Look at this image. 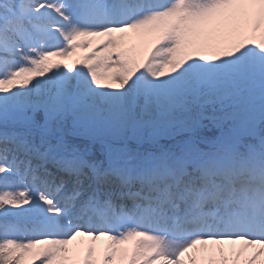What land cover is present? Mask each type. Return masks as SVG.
<instances>
[{
    "label": "snow or ice",
    "instance_id": "obj_1",
    "mask_svg": "<svg viewBox=\"0 0 264 264\" xmlns=\"http://www.w3.org/2000/svg\"><path fill=\"white\" fill-rule=\"evenodd\" d=\"M255 85L264 0H0V264H264V137L196 139Z\"/></svg>",
    "mask_w": 264,
    "mask_h": 264
},
{
    "label": "rangeland",
    "instance_id": "obj_2",
    "mask_svg": "<svg viewBox=\"0 0 264 264\" xmlns=\"http://www.w3.org/2000/svg\"><path fill=\"white\" fill-rule=\"evenodd\" d=\"M69 2H71V0H69ZM47 46L50 48H53L55 50H59L62 48L60 46L58 47L57 45H55L53 39L48 41ZM252 87L253 86H249V89L250 90L253 89L252 91L254 93V96L252 99L253 104H252V107L250 109V112L255 115L258 112L262 111V109H264V104H262V102H261L260 91H259L258 85H256L254 88H252ZM225 99H227V97H225ZM241 101H243V99ZM233 103L234 102H231V104H229V105L232 106ZM237 108H238V106H237ZM232 112H234V111H232ZM8 128H15V126L11 123V119L9 120V122L7 123V125L3 129H8ZM120 135L125 137L127 135V133L120 134ZM30 229H31L30 226L20 224V226L18 228L13 229V230H9L7 233H3V238L5 235L9 236L10 238H16V239H21L22 236H31V235H33V233L31 232ZM231 247H233V246H231ZM251 251L252 250L249 249V252H251ZM37 264H39V262H37Z\"/></svg>",
    "mask_w": 264,
    "mask_h": 264
},
{
    "label": "trees",
    "instance_id": "obj_3",
    "mask_svg": "<svg viewBox=\"0 0 264 264\" xmlns=\"http://www.w3.org/2000/svg\"><path fill=\"white\" fill-rule=\"evenodd\" d=\"M9 223H11V222H9ZM25 236H22L21 237V239H23ZM3 238V232H0V239H2Z\"/></svg>",
    "mask_w": 264,
    "mask_h": 264
}]
</instances>
